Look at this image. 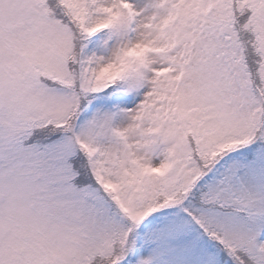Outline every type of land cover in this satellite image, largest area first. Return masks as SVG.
Wrapping results in <instances>:
<instances>
[{
	"label": "snow or ice",
	"instance_id": "obj_1",
	"mask_svg": "<svg viewBox=\"0 0 264 264\" xmlns=\"http://www.w3.org/2000/svg\"><path fill=\"white\" fill-rule=\"evenodd\" d=\"M0 264H264V0H0Z\"/></svg>",
	"mask_w": 264,
	"mask_h": 264
}]
</instances>
